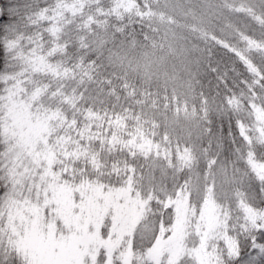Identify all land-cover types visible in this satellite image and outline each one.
<instances>
[{"label":"snow or ice","instance_id":"1","mask_svg":"<svg viewBox=\"0 0 264 264\" xmlns=\"http://www.w3.org/2000/svg\"><path fill=\"white\" fill-rule=\"evenodd\" d=\"M0 264H264V0H0Z\"/></svg>","mask_w":264,"mask_h":264}]
</instances>
